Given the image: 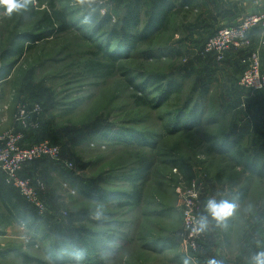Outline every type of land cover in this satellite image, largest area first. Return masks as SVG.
I'll use <instances>...</instances> for the list:
<instances>
[{
    "label": "rangeland",
    "instance_id": "rangeland-1",
    "mask_svg": "<svg viewBox=\"0 0 264 264\" xmlns=\"http://www.w3.org/2000/svg\"><path fill=\"white\" fill-rule=\"evenodd\" d=\"M142 2L141 30L152 0ZM133 4L134 0H97L94 12L85 8L80 12L82 7L75 0H35L27 12L11 17L0 9V76L11 71L0 81V132L14 129L21 133L22 145L32 143L25 141L30 132L42 133L43 141L60 149L59 159L35 163L20 174L37 189L44 206L40 213L16 192L17 198L12 200L26 213L31 228L12 221L0 202V264H28L20 255L39 264H76L56 260V246L63 241L69 248L77 247L76 242L90 234L110 235L118 242L99 253L102 264H181L185 256L192 258V264H200L199 251L188 253L182 244L183 203L194 192L197 196L192 201L199 217L206 214L208 199H227L246 188L249 198L243 211H252L256 202L262 208L264 232V178L245 173L237 164L235 151L222 155L210 152L213 147L221 148L220 138L231 129L241 137L240 149L249 154L264 151V140L253 142L243 129L247 123L264 129V96L239 87L244 62L229 60L236 57L232 51L238 50H230L224 62L208 64L200 47L211 32L197 31L206 24L207 13L190 4L171 17L167 30L157 35L149 51L114 56L115 45H110L105 35L96 38L86 32L84 13L110 15L117 26ZM51 5L67 14L70 28L16 56V48L26 37L42 33L38 21L50 13ZM219 5L213 6L214 10H219ZM178 10L182 9L176 6ZM219 17L223 18L222 14ZM256 49L252 44L239 51L247 54ZM90 63L104 64L107 69L89 72ZM140 75L176 80L182 91L161 107L155 105L157 102H150L152 107L139 106L136 99L140 95L132 85L141 83ZM148 93H153L151 88ZM249 101H258L259 109ZM187 103L189 108L196 104L203 110V121L192 130L176 131L173 122L181 119ZM74 105H78L76 110L67 115L65 111ZM21 109L27 126L18 121ZM34 109L39 110L35 113ZM116 133L134 134L146 143H155V148L108 141ZM142 161L151 169L137 208L121 209L115 200H94L129 191L121 178ZM174 162L187 165L193 179L189 181ZM99 190L102 192L97 195ZM98 204H103L107 220L92 218ZM243 221L240 229L248 222L240 219V224ZM157 239L173 241L175 246L158 251L154 246Z\"/></svg>",
    "mask_w": 264,
    "mask_h": 264
},
{
    "label": "trees",
    "instance_id": "trees-1",
    "mask_svg": "<svg viewBox=\"0 0 264 264\" xmlns=\"http://www.w3.org/2000/svg\"><path fill=\"white\" fill-rule=\"evenodd\" d=\"M178 2L180 4L178 7L182 10L176 11L175 3L169 0H152L151 9L148 14L149 18L143 30H141L140 28L141 14L143 11V2L142 0H134L132 8L127 10L123 14V17L121 18L117 26L112 23V18L110 15L100 16L98 14H93V16H91V22L89 24H85L87 25L86 32L90 33L91 36L96 38L100 34L105 35L110 45H115V49L113 52L114 56L118 54L122 55L124 53L137 54L147 52L153 47L157 35L167 30L171 17L182 13L183 9L188 8L190 5V0H179ZM83 10L84 9L82 8L80 12H84ZM84 14L86 15V13ZM69 26L70 25H68L67 23V14L64 11L55 10V6L51 5L50 13L46 14L41 20L38 21V30L42 33H40V35L26 37L16 48L14 52L15 55L21 57L24 52L34 49L35 46L41 43L42 41L66 32L70 28ZM216 31L211 33L210 36L205 40V42L211 36H213ZM205 42L201 45L200 48H203ZM27 43H29V45L25 47ZM232 52L236 54V58L241 61H243L248 54H246V52L244 53V51ZM228 53L230 52H227L225 54V57L221 62H224L226 60ZM201 55L204 56L205 54L201 52ZM204 58H207L206 60L208 61V64L216 62V59L212 55H206L204 56ZM88 68V71L93 73H98V71L105 72L104 70L107 69L104 64L100 63H90L88 65ZM10 72V70L5 71L4 74L0 76V81L8 77L10 75ZM138 81H141V83L137 85L134 84L132 86L136 94L140 95V97H137L136 99L137 104L143 107H150V102H157L158 104L155 105L161 107L173 95H177L182 91L181 83L177 82L176 80L165 77L140 75ZM150 88L153 91L152 94L148 93ZM150 96H155V98L153 97L154 99H149ZM77 106L78 105H74L70 109H67V111H65L67 115L72 114L76 110ZM182 110L183 112L181 114V119H177L173 122V127L175 128L174 130H192L200 126L203 121V110L200 109L199 106L195 104L189 108L187 103L182 108ZM187 110L188 112H186ZM28 136L32 138V143L29 145L43 141L44 137L42 133L37 134L36 132H30ZM220 140L223 142L220 146L221 148H217L218 146L213 147L212 149H210V152H215L216 154L222 155L225 153H229L230 151H235V155L237 158H239V162H242H238L237 164L239 166L242 165L245 173H248L251 176L264 178V155L258 153L259 151H255V153L249 154L246 153V151H244L243 149H240L239 144L241 142V137L238 136V134L232 138L224 139L223 137L220 138ZM108 141H113L121 145L125 144L127 146L135 145L137 147L149 146L152 149L155 148V143H146L141 137H138L134 134L130 135L128 133H122V135L116 133L114 134V136L110 137ZM47 161L49 160L43 159L28 164L25 167L27 168L28 166H31L35 163ZM173 166L179 169L180 171L184 172L183 174L187 177L189 181L193 179V172L184 163L174 162ZM150 169L151 166L145 161H142L140 167L133 171H129L126 175H123L121 178L124 184L129 186V191L117 194L108 193L111 194L110 196H108V199L97 198L94 200L106 203L115 200V202L117 203V207L121 209L130 207L137 208L141 203L143 188L142 186L144 185L147 179ZM16 192V190L7 186L4 183L3 175L0 173V202L10 212L9 216L12 221L19 222L20 224L31 228L27 218L25 217L27 216L26 213L22 212L21 209L18 207V204L12 200L13 198H17ZM96 192L97 191H94L93 194H96ZM99 192L101 193L102 190H99L97 195L100 194ZM247 192L248 191L246 188L241 189L239 191L236 202H242L243 200H245V198L247 197ZM90 235L82 237L81 240L76 242L77 247L71 245L72 247L69 248L67 243L63 241L60 242L56 246V250L58 252L56 255V260L63 259L75 261L73 259L74 254L78 251H83L84 259L80 262L81 264H102V258L99 256V253L109 250L111 244H118V242L112 239L110 235L106 237H103L102 234L92 236ZM202 239L201 241H199V249L202 245ZM154 246H158V251H162L165 247H174L175 243L167 239H157V241H155ZM155 247H153L154 251H156ZM20 256L23 261L28 264L40 263L36 259H31L23 255ZM90 256L93 257L91 258Z\"/></svg>",
    "mask_w": 264,
    "mask_h": 264
},
{
    "label": "built area",
    "instance_id": "built-area-1",
    "mask_svg": "<svg viewBox=\"0 0 264 264\" xmlns=\"http://www.w3.org/2000/svg\"><path fill=\"white\" fill-rule=\"evenodd\" d=\"M254 31L264 34V13L250 14L241 19L235 25L225 26L218 29L203 46V54L212 55L221 62L225 54L230 50L248 49L252 45L251 35ZM264 45V42L260 43ZM257 48L254 52H248L243 60L245 69L239 79V87L245 90L264 94V69L261 67L260 53ZM22 110V109H21ZM19 111L18 121L27 126L25 111ZM39 110V109H38ZM38 110L34 109L37 113ZM23 135L14 129L0 133V173L3 175L4 183L16 190L26 202L35 206L40 213H43L44 206L40 202L38 192L33 184L21 177L23 168L31 163L43 159L57 160L60 157V149L49 144L47 141H40L29 146H22ZM194 191V190H193ZM196 192L190 195L183 203V224L184 238L182 244L186 252L195 253L199 249L202 233L192 231L194 222L198 219L195 211Z\"/></svg>",
    "mask_w": 264,
    "mask_h": 264
},
{
    "label": "crops",
    "instance_id": "crops-1",
    "mask_svg": "<svg viewBox=\"0 0 264 264\" xmlns=\"http://www.w3.org/2000/svg\"><path fill=\"white\" fill-rule=\"evenodd\" d=\"M178 1L179 0L175 1L177 7L180 5ZM219 3L222 5H219L220 9L214 10L213 6H217ZM190 4L192 8L195 7L201 10L204 8L205 13H207V22L197 29L198 32L207 30V32L210 31L213 33L222 27L239 23L241 19L247 15L264 12V0H190ZM232 12L234 15L231 14ZM219 14H222L223 18H220ZM251 39L253 46H256L261 52V50L264 49V46L260 44L264 42V34L259 31H254L251 35ZM262 52H264V50H262ZM229 58L230 61H238L236 57L230 56ZM260 95L264 96V94ZM249 102L254 104L256 106L255 108L259 109V106L256 105L259 103L258 101ZM2 123L3 118L0 114V126ZM244 127L246 128V134L252 137L251 140L253 142H261L264 140V129L260 131L258 128L254 127V124L250 123L245 124L243 129H245ZM231 130L224 136V139H229L237 135V133ZM2 132L3 131L0 133ZM27 139L32 142L31 137H26L25 141ZM258 153L264 154V151H259ZM238 194L239 192H235L234 195L227 197V199L234 202L237 207L234 215L228 219L226 226H217V224H215L216 222L209 217V227L204 231L202 245L197 255V262L200 264H207L210 258L219 259L223 264H248L250 255L260 250L257 247V241L264 244V232L261 231L262 221L260 220L262 208H259L255 202L252 211H243L247 197L242 202H236ZM247 196L249 198L248 193ZM240 219L248 220L243 229H240V227L244 224V221L240 224ZM216 228L218 230H216Z\"/></svg>",
    "mask_w": 264,
    "mask_h": 264
},
{
    "label": "clouds",
    "instance_id": "clouds-1",
    "mask_svg": "<svg viewBox=\"0 0 264 264\" xmlns=\"http://www.w3.org/2000/svg\"><path fill=\"white\" fill-rule=\"evenodd\" d=\"M34 3L35 0H0V9H3L2 14L4 16L11 17L14 13L23 14L27 12ZM75 3L79 4L82 8L91 9L94 12L97 0H75ZM90 22L91 13L85 15L82 20L84 24H89ZM236 207L237 205L228 199L217 200L214 197L208 199L205 205L206 214L200 215L199 218L195 220L192 231L195 233L206 231L209 227V217L216 222L217 226H226L228 219L234 215ZM91 215L92 218L97 221L108 219L103 204H98ZM257 247L260 250L250 255L248 264H264V244L257 241ZM73 259L76 264H80L84 259V252L78 251L74 254ZM181 264H192V258L187 256L182 257ZM207 264H223V262L216 258H210Z\"/></svg>",
    "mask_w": 264,
    "mask_h": 264
}]
</instances>
